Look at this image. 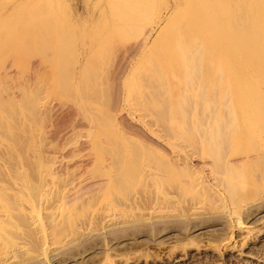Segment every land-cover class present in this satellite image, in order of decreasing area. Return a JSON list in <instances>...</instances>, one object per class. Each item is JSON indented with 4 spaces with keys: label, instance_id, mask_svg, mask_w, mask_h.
<instances>
[{
    "label": "rangeland",
    "instance_id": "374dc122",
    "mask_svg": "<svg viewBox=\"0 0 264 264\" xmlns=\"http://www.w3.org/2000/svg\"><path fill=\"white\" fill-rule=\"evenodd\" d=\"M2 1L0 74L12 68L15 72L13 76L9 73L8 92L3 91L6 97L0 99V103H12V114L8 108L0 114V190L4 191L0 193L9 197V204L0 203V264H264V20L259 30L258 24L244 25L245 32L251 35L254 30L257 36L254 53H246L245 47L233 51L237 40L224 39L215 11L207 8L212 0H188L160 33L173 30L174 37L177 32L187 38L199 36L230 84L231 97L225 105L235 112V122L228 129L225 152L228 159L240 162L227 174L213 170L212 175L253 189L254 196L247 201L251 215L244 213L241 228H235L216 209L188 211L193 201L203 198L204 191L194 186L192 177L182 174L184 166L167 172L170 160L179 161L176 156L184 151L212 164L201 131L188 137L198 140L195 153L186 140L164 134L159 124L155 125L162 134L158 146L151 145L145 133L154 125L149 122V109H159V104L148 101L141 105L132 98L146 89L141 70L145 61L156 56L155 47L146 50L137 69L125 79L122 95L128 100L114 113L133 119L145 131L123 132L118 119L108 117V105L99 95L88 105L93 117H81L89 127L67 135L54 133L55 121L47 117L41 123L28 106L31 95H37V86L22 84L28 68L21 61L48 57L40 52L38 43L50 50L55 62L58 59L52 58L57 56L52 50L62 49L66 55L65 62L59 58L60 67L51 66L42 77L52 83L59 81L65 63L78 66L88 56L87 48L99 54L98 42L111 36H118L122 44L137 42L144 31L157 28L158 18L148 20L138 11H124L119 19L109 12L106 0ZM258 1L264 9V0ZM138 5L135 0L134 6ZM235 5L232 2L230 7L234 15L239 9L246 10V6ZM160 10L167 13L154 2L153 17H159ZM109 61L107 55L96 56L84 75L92 76ZM178 62L171 60L165 82L183 72ZM211 70L214 78L217 68L211 66ZM225 79L214 82L223 84ZM13 90L16 96L12 100ZM207 93L220 92L212 89ZM197 103L189 112L194 113L196 107L203 112ZM174 118L179 128L185 126L179 115ZM83 143L87 147L77 150ZM83 159L91 163L85 165ZM155 182H161L159 190ZM179 182L186 188L180 203L166 218L152 217L148 209L152 201L173 192ZM247 233L245 243L238 245Z\"/></svg>",
    "mask_w": 264,
    "mask_h": 264
},
{
    "label": "bare ground",
    "instance_id": "6f19581e",
    "mask_svg": "<svg viewBox=\"0 0 264 264\" xmlns=\"http://www.w3.org/2000/svg\"><path fill=\"white\" fill-rule=\"evenodd\" d=\"M134 1L106 0V4L111 9L109 12L119 19L122 18L124 11L125 13L138 11L148 20L158 18L157 28L144 31L140 40L128 44L119 43L118 36L103 39L98 42L101 47L99 54L87 48L88 58L81 60L78 66L71 68L65 63L61 67L62 69L60 68L61 77L59 81L51 83L42 77L51 66H59V58L62 62H65L66 55L62 49L52 50L57 55L56 57L52 56V58L58 59L56 63L51 60L50 50L38 43L40 52L43 51L48 57L30 60L24 58L21 61V64L27 65L28 68V73L22 76V84L25 86L34 84L38 90V92L35 91L37 95H31L28 106L35 112L41 123L47 117L54 120L56 126L54 133L64 135L89 127L81 117H93L88 105L94 95H99L106 101L109 109L108 117L109 115L113 117L119 106L128 100L122 95V85L125 79L137 69L138 63L146 50L155 47L156 56L153 59L144 60L142 66L144 71L141 70L145 75L146 89L143 92H138L132 98L133 102L141 105L148 103V101L154 106L157 103L159 104V109L158 106L149 109V115L152 117L149 122L152 121L154 125H151L149 132H146L140 124L124 114L114 116V119H118L120 128L125 133L138 134L140 131H145L150 144L153 146H158L159 139L162 137L157 127L155 128V125L159 124L163 128L162 132L164 134L186 140L190 146L194 147L192 149L193 153L196 152L195 143L198 140L195 138L190 140L189 138H191L192 132L201 131L199 135L203 143L206 144L205 152L213 158L212 164H209V161L204 158L194 159L192 154L184 151L176 156L179 161L174 158L170 160L167 172L184 166L186 169L182 174L192 177L194 186L199 185L204 191L203 198L193 201L189 205L188 211L201 208L216 209L226 214L227 221L233 227L241 228L243 214L251 215L249 213L251 207L247 204V201L254 196L253 189L251 191L250 189H243L239 182H222V176L212 175L213 170L218 174H227L231 170V166L240 162L239 159H228L225 152L228 145L227 132L235 122V112L225 105L231 96L229 93L230 84L226 82L222 66H215L212 50L206 51L202 47L199 36L192 35V37L187 38L184 34L177 32L174 37L175 31L173 30L160 34L163 28L170 25L172 20L170 17H175L178 8L188 0H137L138 6H134ZM192 1L195 2L196 0ZM0 2L3 1L0 0ZM154 2L157 8L163 7L167 13L161 14L160 10L159 17L157 15L153 17ZM232 2L234 5L246 6V10L240 11L239 9V13L234 15L233 10L230 8ZM1 3L0 5H3ZM187 7L188 10L191 9L190 4ZM262 7L261 1L258 0H212L207 5L209 10L215 11L217 20L221 25L220 31L225 35L224 39L237 40L235 48H232L233 51L237 52L240 47H245L246 53L257 51V36L254 34V30H252L251 35L245 32L244 25L253 26L254 24L255 26V24H258L257 30H259L264 20V9ZM123 21L124 24L129 23L125 18ZM226 24L230 26L229 29L225 27ZM172 54L174 56H171ZM52 55L54 54L52 53ZM106 55L110 59L108 65L101 67L90 77L84 75L87 72L89 63L95 60L96 56L101 58V56ZM173 58L179 59L178 66L182 68L183 72L174 76L172 81L165 82L163 79L165 75L170 73V62ZM211 66L217 68L214 78L210 77ZM11 71L13 76L15 72L13 68L5 69L0 74V84L2 85L0 87V99L6 97L7 93L4 94L3 91H7L5 88L10 82L9 73ZM138 71L140 72V68H138ZM217 78L225 79V82L223 84L222 81L214 82ZM176 88L179 91L178 94ZM212 89H217L220 93H207ZM15 92V90L12 91V100L16 96ZM219 99H223L225 103H217ZM79 101L83 102L80 108L77 106ZM197 101H199V106H203V112H198L197 107L193 111L194 113L189 112L191 106H198ZM221 106H224V108H221ZM3 108H8L6 111L12 114V103H0V114ZM176 115L181 117L182 124H185L184 127H178L177 121L174 120ZM202 118L209 119L207 122H201L203 123L201 124L199 121ZM85 147H87V144L83 143L77 150H82ZM218 161L221 162V165H218ZM81 163L88 165L91 160L83 159ZM165 171L166 169L161 173H166ZM215 180L219 182H214ZM160 183H154L157 190H159ZM175 185L177 187L173 192L165 193L162 198H155L152 201L148 208L151 209L149 213L152 217L166 218L171 208L173 209L176 204L180 203V198L183 193L185 194L186 188L184 182ZM0 192L4 191L0 190ZM0 203L9 204V197L6 196V193H0ZM248 230L251 231V229ZM248 236L249 233L239 241L238 245L245 243Z\"/></svg>",
    "mask_w": 264,
    "mask_h": 264
}]
</instances>
